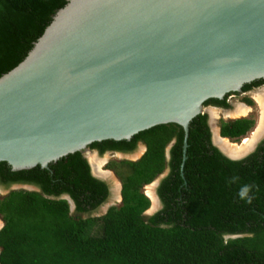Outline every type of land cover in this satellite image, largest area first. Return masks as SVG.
I'll list each match as a JSON object with an SVG mask.
<instances>
[{
  "label": "water",
  "instance_id": "obj_1",
  "mask_svg": "<svg viewBox=\"0 0 264 264\" xmlns=\"http://www.w3.org/2000/svg\"><path fill=\"white\" fill-rule=\"evenodd\" d=\"M259 79L264 0H67L0 77V162L14 171L47 168L88 153L91 143L130 140L162 124L182 128L185 160L203 103ZM212 143L230 160L245 156Z\"/></svg>",
  "mask_w": 264,
  "mask_h": 264
},
{
  "label": "trees",
  "instance_id": "obj_2",
  "mask_svg": "<svg viewBox=\"0 0 264 264\" xmlns=\"http://www.w3.org/2000/svg\"><path fill=\"white\" fill-rule=\"evenodd\" d=\"M66 3L0 0V77L25 59ZM263 83L255 80L242 91ZM209 104L227 107L226 98L203 103ZM252 125L251 118L222 122L220 136L240 138ZM183 138L180 126L162 124L130 140L91 143L100 155L132 152L139 142L146 148L137 161L120 163L126 172L117 167L121 203L96 218L89 214L106 202L109 186L91 175L81 152L47 168L13 171L0 162V183L40 190L15 191L0 200V264H264V141L246 157L230 160L212 144L206 115L189 124L185 160ZM107 166L115 169V163ZM165 168L156 188L161 208L146 217L150 201L141 189ZM97 222L101 234L91 236Z\"/></svg>",
  "mask_w": 264,
  "mask_h": 264
},
{
  "label": "flooded vegetation",
  "instance_id": "obj_3",
  "mask_svg": "<svg viewBox=\"0 0 264 264\" xmlns=\"http://www.w3.org/2000/svg\"><path fill=\"white\" fill-rule=\"evenodd\" d=\"M261 88H263V90H261V91H259L258 93H260V92H263L264 91V83L263 84H261V85H259V86H252L249 90H247V91H241V93H245V94H250V92L251 91H258L259 89H261ZM240 93V94H241ZM236 94H233L231 97H227L226 99H227V107L226 108H224V107H218V106H213V105H206L205 107L206 108H213V109H219V110H221L222 112H229L228 114L229 115H231L230 114V112H233L234 111V109H236L237 108V106H243L244 107V105H245V108L247 109V111H246V113L249 111V110H251V107L252 106H254V101L250 98V97H248L251 101H252V103H251V105L250 104H248V103H246V102H244V105H241V104H238V103H235V104H237L236 105V108H235V105H232V103L235 101V98H236V96H235ZM230 101H232L231 103H230ZM247 106V107H246ZM249 107V108H248ZM251 112V111H250ZM225 113L223 114L224 116H226L225 115ZM246 113H244V114H242V115H244V116H242V115H239L240 117H237V116H235L236 118H234V119H232V118H229L228 116H227V120L228 121H224V120H220V122H219V124H218V128H217V132L218 133H220V128H221V123L222 122H229V121H234V120H239V119H246L247 117H245V115H246ZM232 116V115H231ZM209 117V116H208ZM233 117V116H232ZM264 118V117H263ZM207 122H208V119H207ZM253 126H254V120H253V125H252V127H251V129L253 128ZM210 129V128H209ZM250 129V130H251ZM264 126L262 127V129L259 131V133H258V137L256 138V142L255 143H252V144H249V147H251V148H249V151L250 152H253L263 141H264ZM249 130V131H250ZM248 131V132H249ZM247 132V133H248ZM246 133V134H247ZM245 134V135H246ZM245 135H243V136H241L240 138H237V139H231V140H241ZM221 139V138H220ZM221 140H226V139H221ZM247 141V140H246ZM211 142H213L212 140H211ZM213 144V143H212ZM229 144H230V142H229ZM236 146V145H235ZM243 146V145H242ZM221 148H223L222 146H220ZM236 148H237V146H236ZM138 149H140V154L138 155V156H133V152H135L136 150H138ZM144 149H145V145L142 143V142H139L138 144H137V146H136V148H135V150L134 151H132V152H119V151H113V150H108V151H105L102 155H100L99 154V152L97 151V150H95V149H91L90 147H88V153L87 154H90V153H93V154H95L96 153V157H98V158H102L101 156H103V155H105V154H108L109 155V157H108V159L105 161V163L102 165V171H104L105 169H103V168H105L107 165H109L110 163H115V166L116 165H120V163H123V162H126V161H130V162H134V161H136V160H138V159H140V157L143 155V153H144ZM249 152V153H250ZM246 155L248 154V153H245ZM243 155V154H242ZM129 156V157H128ZM134 157V158H133ZM86 160L88 159V155L86 156V158H85ZM89 165V164H88ZM89 167H90V165H89ZM117 167V166H116ZM107 169V168H106ZM107 170H110V169H107ZM14 171V170H13ZM110 171H112L113 173H114V175L115 176H117V171H116V168L115 169H112V170H110ZM109 171V176L111 175V172ZM90 172H91V167H90ZM105 172H108V171H105ZM167 173H168V169L167 168H165L164 169V171H163V173L162 174H160L158 177H157V185L155 186V187H152L153 186V182L152 183H150V184H147V185H145V186H149V187H151V189L153 190V193L157 196V194H156V188L158 187V184H159V181L164 177V176H166L167 175ZM92 175V174H91ZM109 176H98L99 178H96V177H94V178H96V179H99V180H101V181H104V182H106L107 184H108V186H109V197H108V199L106 200V202L104 203V204H102L101 206H105L104 207V209H105V211H104V213L108 210V208L110 207V205L111 204H109L110 203V201L112 200V201H114L113 200V197L111 196V194H112V192H113V190L115 189V190H117L116 188H114L113 190H112V188H111V185L109 184V182L108 181H106L105 179H107V177H109ZM102 177H104V178H102ZM102 178V179H101ZM144 187V186H143ZM142 187V188H143ZM119 190H120V187L118 188V191L117 192H119ZM142 190V189H141ZM15 191H35V192H40V190H39V188L36 186V185H32V184H29V183H16V184H9V185H4V184H2V183H0V200L1 199H3L4 197H6V196H8L11 192H15ZM3 192V193H2ZM142 192V191H141ZM143 193V192H142ZM120 194H121V191H120ZM144 194V193H143ZM145 196H146V194H144ZM65 197V196H64ZM152 197V196H151ZM158 197V196H157ZM152 199V198H151ZM115 202V201H114ZM114 202H112V203H114ZM119 203H121V202H119ZM114 204H112L111 206H113ZM3 226H4V220H3V218H2V216L0 215V230L3 228Z\"/></svg>",
  "mask_w": 264,
  "mask_h": 264
},
{
  "label": "rangeland",
  "instance_id": "obj_4",
  "mask_svg": "<svg viewBox=\"0 0 264 264\" xmlns=\"http://www.w3.org/2000/svg\"><path fill=\"white\" fill-rule=\"evenodd\" d=\"M258 92L259 91H251L250 94L247 95V97H250L254 101V106H252L251 107V110H249L246 113L245 117L251 118L252 120H254V126H253V128L241 140H237L236 141V140L227 139V141L230 142V144L236 145L237 148L242 147V145H243V147L244 146H249V143L250 144L255 143L259 131L264 126V118H263L264 117V99H263V103H261V102L258 101V98H257L258 97V95H257ZM242 98H243L242 96L241 97L240 96H236L235 101L232 103V105L235 102H241ZM231 102L232 101H230V103ZM236 110L241 111L242 110V107L239 106L238 108H236ZM214 111H217V113H218V118L214 121V124L212 125L213 128L215 127L214 129L216 131L217 128H218V124H219L220 120L228 121L227 120L228 118H227V116H224L223 115L225 112H222L219 109H216ZM240 115H242V114H240ZM242 116H244V115H242ZM238 117H240V116H238ZM229 118L234 119L236 117L230 116ZM249 148H251V147H249ZM248 151H249V149H248ZM140 152H141L140 149L136 150L135 152H133V156L134 157L135 156H138L140 154ZM101 157L104 158V159L105 158L108 159L109 155L108 154H105V155H103ZM116 166L118 167V170L120 169V170H124L126 172V169H125V166L124 165L123 166L122 165L121 166L120 165H116ZM116 166H114V168L117 169ZM106 168L112 170L111 168H108V166H106L105 168H103V169H105L104 172L105 171H108V172L110 171V170H107ZM110 172H111V175L109 177H107V179H105V180L109 182V184L111 185L112 190L114 188H116L117 190L114 189L113 192H112V194H111V196L113 197V200L115 202L111 200L109 204H111V205L114 204V206H119V192H117V191H118V188L121 185V182H120L118 176H115L112 171H110ZM141 191L144 194L150 196L152 194V191L153 190L149 186H144ZM154 201L155 200L153 199V206L155 205V202ZM112 202H114V203H112ZM104 207L103 206H100L97 210H95L91 214H89V216L95 217V218L96 217H101L103 214H105L104 213V211H105ZM156 209H158V207ZM86 216L87 215H82V217H84V218ZM101 231H102V225H101L100 222H97L93 226H91L90 231L88 232V234H90L91 236H97V235H100L101 234Z\"/></svg>",
  "mask_w": 264,
  "mask_h": 264
},
{
  "label": "bare ground",
  "instance_id": "obj_5",
  "mask_svg": "<svg viewBox=\"0 0 264 264\" xmlns=\"http://www.w3.org/2000/svg\"><path fill=\"white\" fill-rule=\"evenodd\" d=\"M263 90V89H261ZM259 90V91H261ZM258 95V101L263 103V99H264V91L263 92H260L257 94ZM238 104H241V103H238ZM235 105V108H236V105L237 104H234ZM243 105V104H241ZM239 106H237L238 108ZM242 107V110L241 111H238L236 109H234L233 112H230V114L235 117V116H239L240 114H244L246 113L247 109L245 108V105L244 107ZM247 107V106H246ZM249 108V107H248ZM229 112H226L225 115L226 116H231L228 114ZM208 114H209V117H210V125L212 126L214 124V121L218 118V113L217 111H214V109H210L208 111ZM213 128V127H212ZM215 128V127H214ZM213 128V129H214ZM264 130V129H263ZM258 137V136H257ZM224 139V138H222ZM213 142L214 144H216L217 146H222L223 148H221L227 155H229L230 157H240L242 156V154L244 155L245 153H247L248 149H249V146H242V147H239V148H236L235 145H232V144H229V142L226 140H221L219 137H218V134L217 132L215 131L214 129V135H213ZM246 142V141H245ZM250 144V143H249ZM95 154L93 153H90L88 154V160L90 161L92 167H93V172L95 175L97 176H109V172H104L102 171V165L105 163V161L107 160L106 158L104 159H101V158H98L95 156ZM152 196V195H150ZM152 198V197H151ZM156 203V200L154 201Z\"/></svg>",
  "mask_w": 264,
  "mask_h": 264
},
{
  "label": "clouds",
  "instance_id": "obj_6",
  "mask_svg": "<svg viewBox=\"0 0 264 264\" xmlns=\"http://www.w3.org/2000/svg\"><path fill=\"white\" fill-rule=\"evenodd\" d=\"M261 89H263V88H261ZM261 89H259V90H261ZM259 90H258V91H259ZM241 91H242V89H241ZM240 93H241V92H240ZM240 93H235V94H236L235 96H240V97L242 96L243 98H242L241 102H235V103H241V104L244 105V101H243V99H244V98H248V97H247V94H245V93H241V94H240ZM226 102H227V99H226ZM235 103H234V104H235ZM234 104H233V105H234ZM203 107H204V109L206 110L207 113L202 114V115H206V116H207V119H209V121H210V117H208V116H209L208 111H209L210 109H213V108H210V107H209V108H206L204 105H203ZM214 110H216V109H214ZM207 124H208V122H207ZM208 127H209V126H208ZM210 132H211V129H210ZM216 132H217V130H216ZM213 134H214V129L212 128V132H211V140H213V139H212V138H213V136H212ZM217 134H218V137H219V138H221V139L223 138V137L220 136V133L217 132ZM224 139H230V138H224ZM172 144H173V142H171V143L168 145L167 149H166V158H167V159L169 158V149H170V147L172 146ZM145 151H146V148L144 149V153H145ZM249 152H250V151H247L248 154H249ZM144 153H143V154H144ZM250 153H251V152H250ZM248 154H247V155H248ZM87 155H88L87 153L84 154V155H83L84 158H85V156H87ZM247 155L245 154L244 157H246ZM141 157H142V156H141ZM141 157H140V158H141ZM244 157H243V158H244ZM101 159H103V158H101ZM106 159H107V158H106ZM241 159H242V158H241ZM239 160H240V159H239ZM136 161H137V160H136ZM155 179L157 180V178H155ZM155 179H154V182H156ZM154 182H153V183L151 182V183L154 184ZM121 188H122V187H121V185H120V190H119V202H121V200H122V199H121V194H120ZM150 188H151V187H150ZM247 191H248V189H247V187H245V188L241 191V193H240L241 197H243V196L247 193ZM152 194H153V191H152ZM152 194H151V195H152ZM154 195H155V194H154ZM154 195H152V198H153ZM146 197H147V198L149 199V201H150V207L144 212V216L147 217V216H151L152 214H154L155 212H157V211L161 208V204H160V200H159V198H158L157 196H156V197H157L158 200H159V206H158V205H154V206H153V199H151V197H150L149 195H146ZM119 205H120V203H119ZM113 206H114V205H113ZM157 206H158V209H156ZM110 207H111V206H110ZM152 207H154V210H155V209H156V210H155V211L153 210V212H152L150 215H146V213H147V212L149 211V209L152 208Z\"/></svg>",
  "mask_w": 264,
  "mask_h": 264
}]
</instances>
